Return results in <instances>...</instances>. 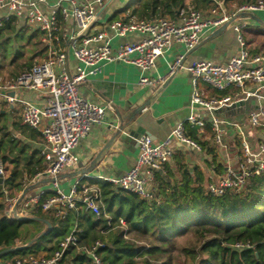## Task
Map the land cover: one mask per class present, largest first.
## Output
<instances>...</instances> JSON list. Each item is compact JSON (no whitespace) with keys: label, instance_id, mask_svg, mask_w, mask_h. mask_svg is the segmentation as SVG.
I'll return each instance as SVG.
<instances>
[{"label":"built area","instance_id":"1","mask_svg":"<svg viewBox=\"0 0 264 264\" xmlns=\"http://www.w3.org/2000/svg\"><path fill=\"white\" fill-rule=\"evenodd\" d=\"M53 0H0V28L12 18L23 22L27 27L44 33L42 41H57L61 31L58 13L63 21L70 19L74 24L69 47L78 63L74 73L68 71V53L53 46L48 48L44 59L23 71L15 80L0 86V99L7 104L19 103L22 107V122L31 128L39 129L44 138L40 155L45 168L35 178L40 182L50 178L54 191L45 201L47 191L41 190L25 196L17 205L7 212L12 219L27 217L29 212L41 204L44 212L53 213L58 219H65L70 212L77 210L78 204L94 215H100L99 193L97 185L90 184L96 178L83 176L89 183L80 185L77 181L64 193L59 187L62 174L74 169L79 158L74 153L80 142L90 136L94 126L107 123L106 107L101 106L80 93V86L88 81V76L101 71L103 62H117L137 67L141 72L139 84L156 86L172 76L177 70L185 68L192 75L193 93L190 103V115L160 143H154L152 137L142 135L137 139L139 156L136 164L120 178H99L113 184L116 188L148 198L155 185V176L164 172L166 165L181 148L203 152L204 149L195 139L187 135V127H199L204 130L209 125L211 139L217 148L225 152L224 171L216 173V178L208 184L207 191L213 196H222L231 192L237 194L245 189L249 180L264 171V141L254 146L248 139L241 124L222 118L220 113L234 108L250 99L264 100V53H251L250 45L245 38L247 24L244 22L233 26L240 51L226 64L212 61H196L184 67L186 55L180 54L170 65L165 78H150L148 73L155 68L157 60L174 44L184 45L186 53L195 50L202 42L205 32L231 24L233 15L224 9L219 0H212L214 6L208 10L197 9L187 5L179 9L174 18H156L149 21L118 20L110 23L111 34L102 31L90 33L96 22L100 8L105 0H56L49 13L43 7ZM264 11V0H255L240 6L236 14H253ZM129 34H138L136 41L111 45L115 37L123 38ZM203 84L217 93L211 98L200 92ZM254 87V88H253ZM39 91L45 94L44 103L38 106L22 100L17 90ZM15 92V95H10ZM264 110L260 109L250 115V127H264L261 119ZM46 122V123H45ZM233 128L238 141L237 153H228L227 130ZM0 175L4 176L3 165ZM16 213H14V208ZM125 226L124 220H120ZM75 228L59 245L51 256L26 255L7 258L0 256V264H63L65 251L78 244V233ZM104 246L97 241L87 249L95 264H103L97 250Z\"/></svg>","mask_w":264,"mask_h":264},{"label":"trees","instance_id":"2","mask_svg":"<svg viewBox=\"0 0 264 264\" xmlns=\"http://www.w3.org/2000/svg\"><path fill=\"white\" fill-rule=\"evenodd\" d=\"M187 5L208 10L214 3L212 0H138L137 4L132 2L117 11L110 22L174 18L179 9ZM58 19L63 23L59 13ZM18 25L16 18L6 22L0 28V38L6 32H19L17 35H20ZM43 37L44 33L38 30L30 36L31 39ZM2 45L6 42H1ZM47 52L46 45L37 56ZM22 57L21 52H16L11 64L15 65ZM31 66L28 64V68ZM21 73L13 74L12 81ZM14 126L34 140L40 137L38 132L19 122ZM186 127L187 135L202 145L207 155L212 157L218 173L222 174L224 162L218 160L220 155L216 153L212 139L202 142L199 127ZM8 128V116L1 111L0 165L4 166L7 175L4 173L0 183V199L9 191H23L26 183L45 168L40 152L33 150L30 153V146L15 141ZM176 162L174 169L167 164L165 172L156 173L155 185L148 198H141L105 181H90L100 190L99 216L79 203L77 210L70 212L67 218L58 219L53 213L44 212L39 204L27 217L49 221L51 231L45 235H41L43 231L38 232L30 247L2 256L14 258L41 253L51 256L59 249L60 243L79 228L78 244L65 251L63 264H95L87 249L99 240L104 242V246L97 250L103 264H187L188 258L190 264H264V171L252 177L245 189L237 194L228 192L213 196L207 191L211 179L198 169L191 172L181 156H176ZM86 182L87 179L83 178L80 185ZM51 195L47 192L42 201ZM5 208L4 203H0V252L23 241L24 229L29 224L47 227L41 221L9 218ZM120 220H124L125 226Z\"/></svg>","mask_w":264,"mask_h":264},{"label":"crops","instance_id":"3","mask_svg":"<svg viewBox=\"0 0 264 264\" xmlns=\"http://www.w3.org/2000/svg\"><path fill=\"white\" fill-rule=\"evenodd\" d=\"M138 0H106V4L100 8L96 22L92 25L90 33L106 31L111 34L109 28L110 18L119 10L132 3L137 4ZM224 9L231 15V24L219 28H212L205 32L201 44L193 51L186 53V48L181 44L172 45L166 53L157 60L155 68L149 73L150 78H165L170 65L180 54H185L184 67L196 61H212L224 65L240 51L233 26L244 22L247 24L245 38L250 45L251 53H264V11L253 14H236L238 8L249 0H219ZM56 0L51 1L43 7V11L51 12ZM61 31L58 40H48L47 46L63 49L68 53V71L72 74L76 71L78 63L69 47L71 36L74 33V24L69 21H60ZM140 39L138 34H129L123 38L115 37L111 45L117 47L122 43H129ZM101 71L95 75L88 76V81L80 86V93L89 100L106 107L107 123L94 126L90 136L83 139L74 153L79 158L78 165L61 175L59 178L60 190L69 193L70 188L85 175H90L98 180L99 178H120L136 164L139 156L137 139L145 131L150 132L154 143H160L183 122L191 112L190 103L192 99L193 86L192 75L185 68L177 70L172 76L165 79L156 86H142L139 84L142 72L135 66L117 63L103 62L100 64ZM254 88V87H253ZM200 92L205 97L225 95L217 93L201 84ZM14 93L15 92H10ZM264 94V90L261 91ZM17 96L38 106H42L45 94L39 91L17 90ZM4 104V103H3ZM10 108L7 114L9 126H11L19 139L13 136L18 143H25L30 146L29 152L37 150L41 152L44 138L39 129H34L22 122V107L19 103L5 104ZM260 109L264 110V100L255 97L250 98L234 108L220 113L222 118L231 122L241 124L245 129L248 139L255 146L257 142L264 141V127L253 129L250 127V115ZM3 112V111H2ZM5 113V112H3ZM17 118H14L13 116ZM10 116L12 120H10ZM19 122L22 126L29 127L40 134L36 140L29 135L17 130L14 123ZM264 124V117L261 119ZM46 123V122H45ZM121 126H125L121 134H117ZM142 128L141 132H138ZM132 129L133 132L129 133ZM199 138L202 142L211 140L210 129L201 130ZM233 128L227 130V141L229 152L232 156L237 153L238 141ZM217 154L226 158L225 152L217 148ZM176 156H181L184 163L191 172L196 169L202 171L207 178H216L218 172L213 164L211 156L205 151L186 150L179 148ZM176 156L168 163L174 169L177 166ZM39 157L42 159L40 153ZM220 160V159H219ZM44 161V160H43ZM83 172V173H82ZM165 172V171H164ZM95 180V179H94ZM92 180V181H94ZM89 183V181H87ZM32 186V187H31ZM27 188L35 194L41 190L53 194L54 184L50 178L40 182L34 179L29 182ZM26 189V188H25ZM24 189V190H25ZM29 192V191H28ZM28 194V193H27ZM43 255H47L44 253Z\"/></svg>","mask_w":264,"mask_h":264},{"label":"rangeland","instance_id":"4","mask_svg":"<svg viewBox=\"0 0 264 264\" xmlns=\"http://www.w3.org/2000/svg\"><path fill=\"white\" fill-rule=\"evenodd\" d=\"M18 29L20 30L21 33L20 35H17L19 32L16 34H10L6 32L4 33V37L0 38V86L11 82L13 78V74L17 72L21 73L26 69H28V64H31L33 66L35 63H38L39 61L44 59L47 55L46 53L44 55L37 56L38 51L44 49L47 44L41 40L42 38L40 39L30 38V36L33 34L34 29L27 27L23 22H19ZM1 42L2 43L6 42V45H2L3 46L2 47ZM16 52H21V55L23 57L21 58V60L15 63V65H13L11 64V61ZM5 104L6 103L0 99V112L3 111L6 114L11 115L10 108ZM14 118H17V116L16 117L13 116V120ZM10 120H12L11 116H10ZM7 131L9 133H12L13 136L16 138V140L19 139V135H17V133L11 126H9ZM219 159L222 160V162H224V156L223 157L219 156L218 160ZM5 172L6 171H4V173ZM26 184L28 185L29 182H27ZM27 185H25L26 188ZM23 191L21 192L9 191L8 194H5L0 199V203H4V206L6 207L5 208L6 215L8 214L7 212L10 210V208L13 207L15 200H18L20 198ZM32 192L33 190L29 189V192L26 195L30 196ZM24 230H26L25 237L23 241L16 243L17 247L18 246L30 247L32 245L30 243L35 242L37 238L35 237V234H37L40 231L46 232L47 227L38 226L36 224H29L28 227H26ZM43 254L44 253H41L40 255ZM186 262L187 264H190V259L188 258Z\"/></svg>","mask_w":264,"mask_h":264},{"label":"water","instance_id":"5","mask_svg":"<svg viewBox=\"0 0 264 264\" xmlns=\"http://www.w3.org/2000/svg\"><path fill=\"white\" fill-rule=\"evenodd\" d=\"M10 95L14 96L15 94H14V93H10ZM124 129H125V126H121V128H120V130L118 131L117 134H121V133L124 131ZM141 130H142V128H139L138 132H141ZM132 132H133V130L130 129V130H129V133H132ZM143 134L148 135V136L151 135L150 132H148V131H145ZM150 137H151V136H150ZM82 173H83V172H82ZM2 182H3V176L0 175V183H2ZM28 191H29V188H26V189L23 191L22 195L20 196V198H19L18 201H17V205H19V204L22 202V200L24 199V197L26 196V194L28 193ZM16 208H17V207H15L14 210H13L14 213H16ZM19 219H21V220H30V221H41V222L45 223V224L47 225V228H48V229H47L46 232H43L41 235H45V234L49 233V232L51 231V229H52V225H51V223H50L49 221L44 220V219H41V218L20 217ZM30 244H32V243H30ZM26 247H27V246H18V247L16 246V247H14V248H12V249H9V250H6V251H2V252H0V256L3 255L4 253L19 251V250H21V249H23V248H26Z\"/></svg>","mask_w":264,"mask_h":264}]
</instances>
